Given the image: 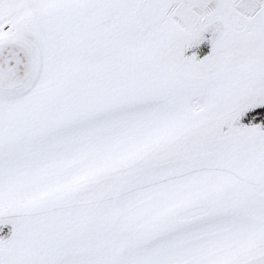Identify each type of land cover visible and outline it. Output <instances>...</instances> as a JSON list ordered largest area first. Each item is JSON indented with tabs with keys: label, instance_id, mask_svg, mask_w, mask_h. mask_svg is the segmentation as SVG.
<instances>
[{
	"label": "snow or ice",
	"instance_id": "1",
	"mask_svg": "<svg viewBox=\"0 0 264 264\" xmlns=\"http://www.w3.org/2000/svg\"><path fill=\"white\" fill-rule=\"evenodd\" d=\"M0 264H264V0H0Z\"/></svg>",
	"mask_w": 264,
	"mask_h": 264
}]
</instances>
